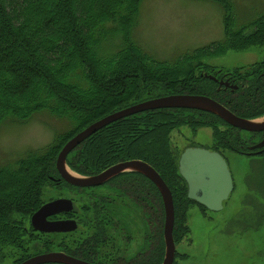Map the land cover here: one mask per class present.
Instances as JSON below:
<instances>
[{"label": "trees", "instance_id": "trees-1", "mask_svg": "<svg viewBox=\"0 0 264 264\" xmlns=\"http://www.w3.org/2000/svg\"><path fill=\"white\" fill-rule=\"evenodd\" d=\"M141 1L0 0V127L8 121L28 122L41 111L65 116L72 123L71 131L60 133L55 141L0 162V249L9 246L14 263L60 246L49 240L50 234L35 235L31 228L26 233L23 226L43 202L44 188L53 184L50 176L58 174L56 155L69 138L132 103L170 93H194L192 59L264 44V12L238 26L230 14V1L216 0L227 11L223 37L175 61L156 60L131 38ZM56 17L63 23L55 24ZM99 92L100 100L91 98ZM251 96H235L241 108H248L243 111L249 117L264 112V91H257V105ZM183 125L192 128L191 109L159 108L123 117L78 144L68 153L67 165L85 174L127 159L146 161L169 183L173 238L183 240L190 232V199L185 182L177 179L181 178L179 153L170 136ZM163 219L161 200V261Z\"/></svg>", "mask_w": 264, "mask_h": 264}, {"label": "flooded vegetation", "instance_id": "flooded-vegetation-1", "mask_svg": "<svg viewBox=\"0 0 264 264\" xmlns=\"http://www.w3.org/2000/svg\"><path fill=\"white\" fill-rule=\"evenodd\" d=\"M214 57L216 56L207 55L191 60L192 85L195 91L193 94L209 96L241 117L264 118V112L249 117L250 114L243 111L248 108H241L240 101L235 100V96L247 93L252 95L251 99L256 105L259 104L256 103L257 91H264V56L249 64L238 63L232 66L210 62L214 60ZM207 113L211 112L191 108L193 126L189 129L192 130L193 135H196L199 129L208 128L210 130L209 141L191 140L188 145L179 150L171 139L173 147L179 153L178 160L181 152L187 147H200L209 151H216L225 159L227 166L226 156H228V152L255 158L264 157V145L255 146L264 141V129L258 131L244 130L227 123L213 113L211 114L214 116ZM232 132L238 133V135L232 137L230 135ZM103 169L85 174L73 171L81 175H91L97 174ZM158 173L169 187V183L161 172L158 171ZM178 173L181 176L179 169ZM177 179L179 183L185 182L187 190L185 179L182 176ZM50 180L56 187H61L63 193L54 198L49 196L43 200L41 205L56 198H66L71 200L72 207L69 210L49 215L47 219L49 221L65 220L68 222V227L72 225L73 228L59 232L39 231L31 225L30 217L29 224L26 223L23 226L26 233L31 228V232L35 235L37 232L50 234L49 240L55 241V244H60L58 248L49 251H62L71 257L92 264L161 263V194L156 184L147 175L136 170H125L100 184L91 186L71 184L61 178L59 174L50 176ZM232 184L233 188L229 195L234 189V182ZM251 189L260 194L264 193V185L261 182ZM229 195L222 200V208L225 207V201ZM194 205L198 207V212L203 214V218L209 221L213 219L215 213L222 209L212 210L206 205L190 199L189 209ZM238 211L239 217L241 215L240 220L237 221L235 218L232 220L235 223L239 222L240 228L238 230L239 232L242 231L241 235L251 231L257 233L261 230L264 225L263 205L255 201L243 200L242 203L239 202ZM247 221L254 222L248 224ZM259 222L260 225L258 226ZM174 242L176 244V241ZM35 254L37 253L30 256ZM30 256H26L13 264H19ZM175 256H178L177 252Z\"/></svg>", "mask_w": 264, "mask_h": 264}, {"label": "rangeland", "instance_id": "rangeland-1", "mask_svg": "<svg viewBox=\"0 0 264 264\" xmlns=\"http://www.w3.org/2000/svg\"><path fill=\"white\" fill-rule=\"evenodd\" d=\"M227 1L231 3L230 14L238 26L264 12V0ZM226 12L216 0H142L131 38L154 59L175 61L185 53L220 40ZM54 23L60 25L63 22L56 17ZM263 56L264 44L242 51L230 49L209 61L232 66L249 64ZM101 95L95 93L91 98L100 100ZM67 119L41 111L28 122L3 123L0 127V162L21 157L29 148L45 146L55 141L60 133L70 132L72 123ZM171 139L182 150L191 140L209 141L210 130L201 128L193 135L192 130L183 125L172 131ZM226 158L234 189L225 201V207L210 221L203 218L196 205L188 210L190 232L188 238L176 241L178 256H175V264H264V225L257 233L251 231L241 235L239 222L232 220H240L239 202L243 200L264 206V193L250 190L259 182L264 185V157L228 152ZM21 182L18 181L19 187L23 184ZM53 184L44 188L43 200L62 195L63 189ZM247 222L252 224L254 221ZM13 253L9 246L1 247L0 264H13L16 260Z\"/></svg>", "mask_w": 264, "mask_h": 264}, {"label": "water", "instance_id": "water-1", "mask_svg": "<svg viewBox=\"0 0 264 264\" xmlns=\"http://www.w3.org/2000/svg\"><path fill=\"white\" fill-rule=\"evenodd\" d=\"M159 108H195L211 112L227 123L244 130L258 131L264 129V118L241 117L209 96L193 93H170L127 105L86 125L60 148L55 158V168L61 178L78 186L100 184L125 170H136L147 175L158 187L163 204L164 253L160 264H173L175 242L172 233L174 224L172 193L153 166L141 159H127L111 164L97 174L81 175L71 170L66 161L67 155L71 150L88 136L111 122L132 114ZM262 145H264V141L255 146ZM178 168L187 183V197L189 199H194L212 210H220L222 208V200L227 198L233 188V184L227 163L218 152L200 147H187L180 154ZM71 203V200L66 198H57L43 203L31 214V225L34 229L43 232H59L73 228L72 225L68 227V222L65 220L49 221L47 219L49 215L71 209ZM44 263L92 264L71 257L62 251L38 253L24 259L19 264Z\"/></svg>", "mask_w": 264, "mask_h": 264}, {"label": "bare ground", "instance_id": "bare-ground-1", "mask_svg": "<svg viewBox=\"0 0 264 264\" xmlns=\"http://www.w3.org/2000/svg\"><path fill=\"white\" fill-rule=\"evenodd\" d=\"M218 118V117H217ZM220 119V118H219ZM221 120V119H220ZM223 121V120H222ZM224 122V121H223ZM228 125V124H227ZM230 126V125H229ZM56 169V168H55ZM57 171V170H56ZM58 173V172H57ZM59 174V173H58ZM60 176V175H59ZM111 178V177H110ZM162 200V199H161ZM61 264V263H60Z\"/></svg>", "mask_w": 264, "mask_h": 264}]
</instances>
